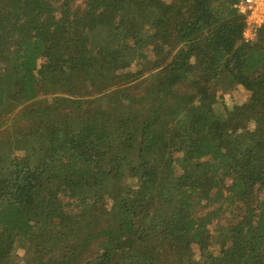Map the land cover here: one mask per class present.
I'll use <instances>...</instances> for the list:
<instances>
[{"label": "trees", "instance_id": "16d2710c", "mask_svg": "<svg viewBox=\"0 0 264 264\" xmlns=\"http://www.w3.org/2000/svg\"><path fill=\"white\" fill-rule=\"evenodd\" d=\"M237 3L0 0V264H264V27Z\"/></svg>", "mask_w": 264, "mask_h": 264}, {"label": "built area", "instance_id": "2783aa9c", "mask_svg": "<svg viewBox=\"0 0 264 264\" xmlns=\"http://www.w3.org/2000/svg\"><path fill=\"white\" fill-rule=\"evenodd\" d=\"M236 6L246 17L245 40L256 39L259 29L264 27V0H238Z\"/></svg>", "mask_w": 264, "mask_h": 264}, {"label": "rangeland", "instance_id": "374dc122", "mask_svg": "<svg viewBox=\"0 0 264 264\" xmlns=\"http://www.w3.org/2000/svg\"><path fill=\"white\" fill-rule=\"evenodd\" d=\"M248 97H249V93L242 88L236 89L232 91L230 95L225 96L226 102L229 103L230 105L234 104L235 102L242 103L246 99H248ZM16 250H17V254L21 258L24 257L26 252L25 248L18 247Z\"/></svg>", "mask_w": 264, "mask_h": 264}]
</instances>
